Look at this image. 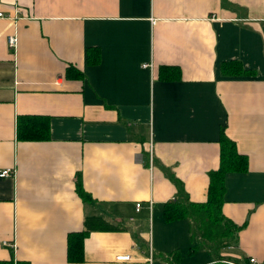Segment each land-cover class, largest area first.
Returning <instances> with one entry per match:
<instances>
[{
  "label": "crops",
  "instance_id": "obj_1",
  "mask_svg": "<svg viewBox=\"0 0 264 264\" xmlns=\"http://www.w3.org/2000/svg\"><path fill=\"white\" fill-rule=\"evenodd\" d=\"M0 13V261L5 242L27 264H264V0H0ZM22 117L44 140L17 139ZM221 137L245 169L223 178L238 230L213 254L162 207L205 201Z\"/></svg>",
  "mask_w": 264,
  "mask_h": 264
},
{
  "label": "trees",
  "instance_id": "obj_2",
  "mask_svg": "<svg viewBox=\"0 0 264 264\" xmlns=\"http://www.w3.org/2000/svg\"><path fill=\"white\" fill-rule=\"evenodd\" d=\"M164 67L159 68V75ZM39 128V129H38ZM36 127L35 120L30 117L16 119V137L19 141H39L45 136L42 129ZM220 167L217 171L208 174L206 199L201 204L167 202L162 207V217L165 222L188 220L190 223L191 240L194 242L193 250L207 249L213 252L230 247L234 244L238 227L221 214L223 203V178L227 172H242L245 169V160L237 155L231 142L221 137L220 141ZM77 194L82 201L87 196L77 186ZM86 231L69 233L66 236V261L75 263L81 261L83 241ZM191 248V250H192ZM8 261L0 264H27L14 262L12 252ZM248 264V262H246Z\"/></svg>",
  "mask_w": 264,
  "mask_h": 264
},
{
  "label": "built area",
  "instance_id": "obj_3",
  "mask_svg": "<svg viewBox=\"0 0 264 264\" xmlns=\"http://www.w3.org/2000/svg\"><path fill=\"white\" fill-rule=\"evenodd\" d=\"M0 17H1V13H0ZM5 43H6V47L9 51H13L16 45V38L14 35H7L5 38ZM148 65L143 64L141 65V68L145 69L147 68ZM11 169H4L2 171H0V178H6L8 176L11 175ZM139 208V205L136 204L135 205V210L137 211V209ZM2 246L7 247L8 249H10V251L12 252L14 246L13 244H9V243H5L2 242ZM129 260V256H119L115 258V261H128ZM248 264H258L254 259H247Z\"/></svg>",
  "mask_w": 264,
  "mask_h": 264
},
{
  "label": "rangeland",
  "instance_id": "obj_4",
  "mask_svg": "<svg viewBox=\"0 0 264 264\" xmlns=\"http://www.w3.org/2000/svg\"><path fill=\"white\" fill-rule=\"evenodd\" d=\"M197 258L200 260L201 258H204V253H202V252H197V253H195V261H198L197 260ZM190 259H192V258H188V260L187 261H191ZM184 260V259H183Z\"/></svg>",
  "mask_w": 264,
  "mask_h": 264
}]
</instances>
